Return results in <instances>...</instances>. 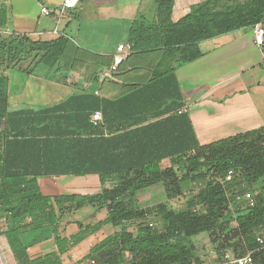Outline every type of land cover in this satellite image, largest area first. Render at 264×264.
I'll return each mask as SVG.
<instances>
[{"label": "trees", "instance_id": "1", "mask_svg": "<svg viewBox=\"0 0 264 264\" xmlns=\"http://www.w3.org/2000/svg\"><path fill=\"white\" fill-rule=\"evenodd\" d=\"M174 2L154 0V17L138 20L128 38L127 57L162 49L170 61L161 60L143 85L114 99L95 91L107 75L115 77L116 71L106 73L113 59L102 66L65 35L41 41L0 31V235L15 264H64L62 255L104 226L114 231L77 264H208L191 239L204 232L216 254L211 264L225 252L256 248L264 193L254 195L252 207L230 210L229 204L264 188V124L199 143L187 111L178 112L184 102L174 71L202 56L199 42L262 23L264 0H203L176 21ZM5 23L0 6V28ZM12 69L78 86L58 103L11 109L6 72ZM95 111L101 113L96 123ZM86 175L98 177V192L49 195L38 185L40 177ZM187 182L199 187L176 209L170 200ZM157 183L166 200L140 206L136 193ZM86 208L105 210V217L86 224L71 218L77 229L65 235L63 217ZM50 237L56 251L32 258L28 248ZM254 264H264V248L254 253Z\"/></svg>", "mask_w": 264, "mask_h": 264}, {"label": "crops", "instance_id": "2", "mask_svg": "<svg viewBox=\"0 0 264 264\" xmlns=\"http://www.w3.org/2000/svg\"><path fill=\"white\" fill-rule=\"evenodd\" d=\"M201 1L203 0H179L176 3L175 0L172 20H178L193 10H187L188 8L193 4L196 8ZM62 2L63 0H0L6 17V23L0 31H15L32 40L41 41L65 35L90 57L100 59L99 62L105 66L111 63L117 45L129 42V31L133 25L141 18L148 21L154 17V0H82L76 8L60 14L57 9ZM41 6H46L52 13L43 15ZM262 25L264 27V20ZM199 48L202 51L200 58L175 66L174 71L184 102V107L180 110L187 111L199 143H208L263 125L264 43H254L253 27H243L203 40L199 42ZM161 60L166 64L170 61L163 57L162 49L133 52L114 70L115 77L107 75L95 87V91L107 99L128 95L151 78L152 71ZM6 73L11 76L10 70ZM106 73H109V68ZM33 78V75L26 74L25 81L15 87L11 99L9 91L12 84L8 83V101L13 105L9 104L11 109L39 108L58 103L78 86L62 85L55 78L41 79V93L33 95L29 88ZM76 78L79 79L78 76ZM80 86L86 87V83ZM38 185L44 194L49 195L62 194V189H68L67 193H94L91 191L92 187L100 186L96 175L40 177ZM82 213L78 215L76 212L73 216L63 217L61 223L65 235L77 229L70 222L71 218L84 224L97 221L96 212ZM113 231V228L104 226L88 236L70 249L67 255L61 256L63 263L77 264V260L93 243ZM28 251L34 258L56 251V246L50 237L33 244ZM0 256L5 257L10 264H15L3 235H0Z\"/></svg>", "mask_w": 264, "mask_h": 264}, {"label": "rangeland", "instance_id": "3", "mask_svg": "<svg viewBox=\"0 0 264 264\" xmlns=\"http://www.w3.org/2000/svg\"><path fill=\"white\" fill-rule=\"evenodd\" d=\"M179 0H176V3H178ZM195 5L193 4L190 8H188L187 10H191V9H194ZM186 10V11H187ZM151 18H149V20H151ZM148 20V19H147ZM148 20V21H149ZM28 64V61H23L21 62L19 65L21 68H24L26 67V65ZM10 74L11 76L10 77V81L9 83H11L12 85H10L13 89L11 90V87H10V93H9V97L11 99V96H14V92H15V87L16 86H20L22 82L25 81L26 79V74L25 72L21 71V70H18V69H12L10 70ZM34 78L32 79V84L30 85V89L33 93V95H37L38 93H41L40 92V83H41V79L45 80L44 78H39V77H35L33 76ZM43 82V81H42ZM10 106H13L11 103H9ZM245 184V183H244ZM101 186H98L96 185L95 187H92L91 191L92 192H98L101 188ZM198 185L196 183H193V182H187L185 184H183V194L180 195L179 197H175L173 199L170 200V203L172 204V206L176 209H179V208H182L184 206V202L185 200L187 199V197L193 195V193H195L198 189ZM68 191V189H62L61 192H66ZM264 193V188L261 189V187L259 186H256V189L255 191L252 190V193L255 195L256 193ZM67 193V192H66ZM137 200L139 202V205L142 206V207H145V206H149V205H154L160 201H164L166 200V197L164 195V192H163V188L161 186L160 183H157V184H154L150 187H147L143 190H140L138 191L137 195ZM238 202H236L235 199H233L230 204H229V209L230 210H236L238 208V205H237ZM243 203V202H241ZM239 204V203H238ZM88 211V209H83L81 210L80 212H78V215H81L83 214L82 211ZM97 220L98 219H101L103 217H105V210H100V211H97ZM153 225L157 226V227H160L159 223L156 221H152ZM1 223H0V228H1ZM129 229L133 231H135V228L132 224H130L129 226ZM94 239V238H93ZM192 241L194 242L195 244V250H196V254L197 256L201 259V260H204L206 263L208 264H211L214 262V259L216 257V254L214 253L213 251V248L211 247V245L208 243V240H207V233H200L196 236H193L192 238ZM127 255V254H125Z\"/></svg>", "mask_w": 264, "mask_h": 264}, {"label": "built area", "instance_id": "4", "mask_svg": "<svg viewBox=\"0 0 264 264\" xmlns=\"http://www.w3.org/2000/svg\"><path fill=\"white\" fill-rule=\"evenodd\" d=\"M82 0H63V2L59 5L57 11L60 14H63L71 9L77 7V5ZM43 15H50L52 11L47 8L46 6H41L40 9ZM253 35H254V43L257 45H262L264 43V27L262 23H256L253 26ZM133 44L131 42L121 43L118 44L116 47V54L113 57V63L109 68V71H114L117 68V65L126 59L127 55L129 54ZM182 110H178L181 112ZM91 120L96 123L101 120V113L100 111H95L91 115ZM231 177V173L228 172L226 175V180H229ZM235 200L238 205V208H245V207H252L256 204L255 196L251 191H245L241 194H237L235 196ZM243 202V203H241ZM254 240L256 242V248L252 250H246L245 252L241 253L237 251L235 253L225 252L218 263L216 264H254V253L257 250L264 248V228H259L254 235ZM0 264H10L9 261L5 258L0 256ZM195 264V263H194Z\"/></svg>", "mask_w": 264, "mask_h": 264}]
</instances>
